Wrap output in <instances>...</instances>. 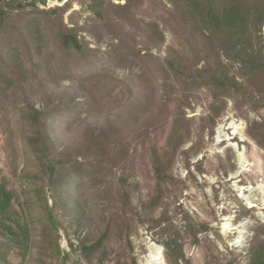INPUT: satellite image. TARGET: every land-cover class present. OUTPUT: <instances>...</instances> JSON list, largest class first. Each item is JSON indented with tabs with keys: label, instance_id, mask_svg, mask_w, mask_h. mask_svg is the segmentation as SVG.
<instances>
[{
	"label": "rangeland",
	"instance_id": "rangeland-1",
	"mask_svg": "<svg viewBox=\"0 0 264 264\" xmlns=\"http://www.w3.org/2000/svg\"><path fill=\"white\" fill-rule=\"evenodd\" d=\"M176 1L21 0L6 17L0 264H264V24L218 51ZM224 68L230 89L209 80Z\"/></svg>",
	"mask_w": 264,
	"mask_h": 264
},
{
	"label": "trees",
	"instance_id": "trees-1",
	"mask_svg": "<svg viewBox=\"0 0 264 264\" xmlns=\"http://www.w3.org/2000/svg\"><path fill=\"white\" fill-rule=\"evenodd\" d=\"M176 2L178 24L188 29L189 27L201 28L204 35L215 46V50L223 49L225 41L235 42L247 48V44L254 46L261 38V29L264 24V0H177ZM24 6L21 0H0V29L5 28L4 22L10 13ZM63 9L64 7L61 6L50 9L51 13L56 14L52 16L49 13L50 25L57 27L58 37L66 41L68 46L70 43L76 49L80 43L78 44L77 39H74L77 45L75 46L69 41L72 31L59 17ZM166 63L179 78L194 79L196 76L194 68L186 65L181 58L174 61L166 58ZM210 79L218 86L229 89L236 82V78L225 68L212 73ZM54 170V167L50 168L51 174L55 172ZM54 206L55 204L51 205L52 208Z\"/></svg>",
	"mask_w": 264,
	"mask_h": 264
},
{
	"label": "bare ground",
	"instance_id": "bare-ground-1",
	"mask_svg": "<svg viewBox=\"0 0 264 264\" xmlns=\"http://www.w3.org/2000/svg\"><path fill=\"white\" fill-rule=\"evenodd\" d=\"M150 260H151L152 262H154V263H157L158 260H159V255H158V253H151V254H150Z\"/></svg>",
	"mask_w": 264,
	"mask_h": 264
}]
</instances>
